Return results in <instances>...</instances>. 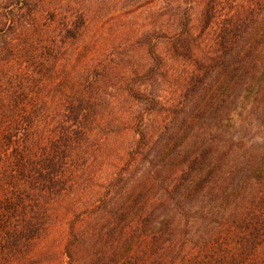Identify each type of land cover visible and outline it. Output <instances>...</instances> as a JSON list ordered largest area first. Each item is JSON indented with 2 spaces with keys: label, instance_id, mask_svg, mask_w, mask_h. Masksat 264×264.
Here are the masks:
<instances>
[{
  "label": "trees",
  "instance_id": "trees-1",
  "mask_svg": "<svg viewBox=\"0 0 264 264\" xmlns=\"http://www.w3.org/2000/svg\"><path fill=\"white\" fill-rule=\"evenodd\" d=\"M115 1L0 0V264H264V0Z\"/></svg>",
  "mask_w": 264,
  "mask_h": 264
},
{
  "label": "rangeland",
  "instance_id": "rangeland-1",
  "mask_svg": "<svg viewBox=\"0 0 264 264\" xmlns=\"http://www.w3.org/2000/svg\"><path fill=\"white\" fill-rule=\"evenodd\" d=\"M223 3L218 8L221 15L227 14L229 11L228 9H222L224 7H230L233 4H239L244 0H222ZM248 1V0H245ZM255 3L253 7H262V0H254ZM163 5V0L153 1V4L147 3V0H122L121 2H114L112 7L110 6V17L107 19L106 26L110 27L113 24H117L119 21H126L129 22L136 31H142L143 27L147 25L148 18L151 12H160L161 6ZM167 7V12L171 13L174 9V0H166L164 4ZM130 9H134L136 12L128 13ZM166 12V11H165ZM195 17V24H197L198 20L201 18V13H196ZM199 24V23H198ZM115 28V27H113ZM215 28H212L214 30ZM212 30L208 32V38L212 36ZM120 30L116 29L118 33ZM199 32V30H197ZM127 34V33H126ZM130 36H133L130 34Z\"/></svg>",
  "mask_w": 264,
  "mask_h": 264
}]
</instances>
